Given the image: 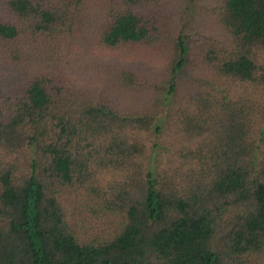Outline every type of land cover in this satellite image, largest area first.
Segmentation results:
<instances>
[{
    "label": "trees",
    "instance_id": "1",
    "mask_svg": "<svg viewBox=\"0 0 264 264\" xmlns=\"http://www.w3.org/2000/svg\"><path fill=\"white\" fill-rule=\"evenodd\" d=\"M0 264H264V0H0Z\"/></svg>",
    "mask_w": 264,
    "mask_h": 264
}]
</instances>
